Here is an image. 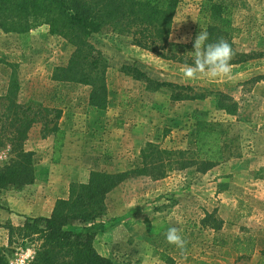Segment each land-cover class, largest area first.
I'll list each match as a JSON object with an SVG mask.
<instances>
[{
	"label": "rangeland",
	"instance_id": "374dc122",
	"mask_svg": "<svg viewBox=\"0 0 264 264\" xmlns=\"http://www.w3.org/2000/svg\"><path fill=\"white\" fill-rule=\"evenodd\" d=\"M222 1L230 8L234 24L240 30L235 40L238 49L264 54V0ZM199 7V0H182L174 20L172 42L193 41ZM91 41L110 65L105 111L89 105L90 86L57 83L52 79L55 68L67 65L75 47L49 36L46 27L24 39L0 32V97H6L12 90L18 104L32 102L41 108L61 110L59 124L66 132L65 141L68 139L62 151L65 160L86 162V170L89 164L98 166L99 169L91 168L90 173L117 172L119 168L112 164L115 155L106 147L113 146L116 136L129 122L138 127L140 116L146 111L154 114L151 139L161 149L192 151L194 143L190 136L196 121H229L235 125L233 134L239 139L242 153L239 159L207 173L196 168L175 169L162 179L146 176L123 182L115 190L122 187V193L127 195H150L146 204L152 209L151 215L141 218L139 226L134 225L138 236L129 240L115 234L105 249V242H99V253L116 264H259L264 251V58L234 66L227 78L201 75L188 80L183 78L184 65L133 47L126 37L110 34L93 37ZM123 65H133L157 82L191 86L206 95V99L174 102L168 89L154 92L145 83L123 74ZM219 92L238 103L241 121L217 108ZM246 112L250 113V119H259L257 127L249 125L251 120H247ZM40 130L41 124L31 129L25 145L27 151H36L37 187L31 185L20 192L0 194V247L7 249L9 264H30L35 252L29 242L24 245L22 240L9 246L7 227H20L27 218L49 217L50 204L32 201L36 195L47 193L46 182H51L50 175L57 168L50 162L53 139H42ZM139 158L130 149L123 155L126 164L121 163L122 168L128 171L141 167L143 159ZM11 159V145L1 140L0 166ZM57 183L58 178L51 184ZM69 185L49 193H65ZM109 195L107 214L108 209H117L116 198ZM107 214L91 226V231L100 236L112 232L119 218L107 219ZM208 215L220 223L219 230L211 227L213 220L204 224ZM171 227L180 230L183 247L167 242L166 233ZM249 248H252L250 257L237 252Z\"/></svg>",
	"mask_w": 264,
	"mask_h": 264
},
{
	"label": "trees",
	"instance_id": "16d2710c",
	"mask_svg": "<svg viewBox=\"0 0 264 264\" xmlns=\"http://www.w3.org/2000/svg\"><path fill=\"white\" fill-rule=\"evenodd\" d=\"M200 7L194 39L202 30L209 42L226 40L232 47V66H241L264 58L263 53H246L235 42L240 30L234 24L233 13L222 0H199ZM182 0H0V32L27 38L41 27L47 34L67 41L75 47L69 62L55 68L53 81L91 87L89 105L98 110L108 108V60L91 39L115 34L126 37L129 44L156 55L165 61L181 65L191 63L187 55L193 51L189 44L171 41L176 14ZM121 72L143 82L147 89L157 92L168 89L177 103L206 99L191 86L157 82L133 65H123ZM12 91V90H11ZM0 97V142L11 145L12 159L0 166V194L20 192L37 181L36 151H27L29 132L41 124L42 139L52 137L51 163L59 164L65 145L66 132L59 122L62 111L41 108L35 103L18 104L14 95ZM217 108L239 118L240 106L232 97L217 93ZM233 122L202 121L195 123L194 150L173 152L147 142L140 152L143 165L124 172L109 173L92 170L87 183H72L68 198L57 200L49 217L27 218L15 228L10 225L9 246L22 240L30 243L34 257L30 264H116L101 255L95 247L98 233L91 226L107 214L108 195L119 185L134 177L162 179L168 172L196 168L207 173L241 157L239 139L233 134ZM3 145V144H2ZM215 230L220 223L208 215ZM79 228L78 231L72 230ZM27 241V242H26ZM23 245V246H24ZM250 257L252 248L237 249ZM259 264H264V251ZM242 259V257H241ZM162 261H165L163 258ZM0 264H9L7 249L0 247Z\"/></svg>",
	"mask_w": 264,
	"mask_h": 264
},
{
	"label": "crops",
	"instance_id": "0c3cea01",
	"mask_svg": "<svg viewBox=\"0 0 264 264\" xmlns=\"http://www.w3.org/2000/svg\"><path fill=\"white\" fill-rule=\"evenodd\" d=\"M239 67V66H235ZM234 68V67H232ZM233 71H236L235 69ZM258 91V89H256ZM256 93V91H254ZM257 95H261V93H257ZM255 105L254 103L251 104V108ZM250 113L246 112V116H248L247 120H251V125H254V127H257V124H260L259 119L257 118H252L250 119ZM153 116L154 114H150L148 111L144 115H141L140 118V125L134 126L132 122H129L130 125H125V128L121 129L119 134L116 136V139L113 143V146L109 147L107 146L106 148L115 155L113 159V163L117 165V168L119 170L117 172H124L126 171L125 168H122L123 165L121 166V163H125L126 161L123 160V155H126L129 153L130 149L133 151V154L137 155V158L140 156V152L142 148L145 146V143L147 142H155L152 140V131H153ZM131 126V127H130ZM194 129V128H193ZM190 138L192 139V143H194V134L193 132L191 133ZM68 139L65 141V144L67 143ZM194 149V148H193ZM64 150V149H63ZM62 160H61V165L58 166V164H55L57 166L56 169L53 170V174L51 173L50 179L51 182H48L47 180V185H48V191L47 193L39 194L36 195L35 197L32 198L33 200H40L43 203H48L51 206L49 210V215L52 214L55 202L57 199H65L67 198L68 195V190H65V193H49L50 191L52 192L53 190H58L61 189L63 186H67L70 183H87L89 180V175H90V169H99L98 166L96 167L95 164L92 165H87L89 170H86L84 167L86 166V162H79L78 160H65L64 159V154H62ZM140 159V158H139ZM100 164V162H98ZM114 165V164H113ZM116 172V171H115ZM58 178V183L57 184H51L54 179ZM38 181L36 182V187L38 185ZM54 183V182H53ZM33 185V186H34ZM70 186V185H69ZM35 188V187H34ZM50 188H53L50 190ZM116 192V193H114ZM113 193V196L116 198V210H110L109 214H107V219H117L116 226L113 228L111 233L103 234L102 236L97 235L96 241H95V247L100 252L98 249L100 245V241H104L105 244L103 248L105 249L106 244H110L111 241L113 240V236L115 234H118L120 238H127L131 240V238H135L138 236V232L135 231L134 225L139 226V221L141 218L149 215H151V208L146 204V201L150 197L149 194H144V193H130L127 195L126 193H122V187H119L117 190H115ZM110 194V195H111ZM109 195V196H110ZM145 200V203H144ZM129 203V204H128ZM108 204V201H107ZM128 204V205H127ZM109 207V204H108ZM164 215V214H161ZM153 218V216H152ZM136 244V243H135ZM103 250V249H102ZM104 252V250L102 251ZM106 256V255H104ZM107 257V256H106Z\"/></svg>",
	"mask_w": 264,
	"mask_h": 264
},
{
	"label": "clouds",
	"instance_id": "9594fccd",
	"mask_svg": "<svg viewBox=\"0 0 264 264\" xmlns=\"http://www.w3.org/2000/svg\"><path fill=\"white\" fill-rule=\"evenodd\" d=\"M192 58L191 63H185L182 68L183 78L191 80L201 75L210 78H227L232 73L230 63L233 50L226 40L209 42V34L202 30L193 41V51L188 52ZM180 230L171 227L166 233V240L169 244L183 247L184 241L179 234Z\"/></svg>",
	"mask_w": 264,
	"mask_h": 264
}]
</instances>
